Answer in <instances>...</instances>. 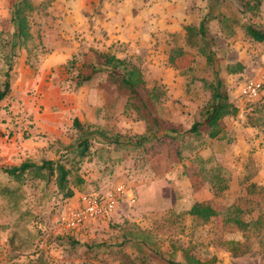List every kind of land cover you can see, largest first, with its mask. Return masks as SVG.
I'll return each instance as SVG.
<instances>
[{
    "label": "rangeland",
    "instance_id": "rangeland-1",
    "mask_svg": "<svg viewBox=\"0 0 264 264\" xmlns=\"http://www.w3.org/2000/svg\"><path fill=\"white\" fill-rule=\"evenodd\" d=\"M16 1L0 0V41L14 29L10 11ZM30 2V37L16 49L10 91L0 100V131L11 133L0 136V166L57 159L79 140L78 121L109 136L90 137L89 152L78 161L84 191L123 184L127 193L110 214L72 236L57 229L68 199L57 192L55 178L46 186L26 180L15 206L0 194V264H159L130 244L119 246L131 232L176 260L187 252L208 264H264V228L247 232L226 220L235 210L247 220L264 208V129L255 121L264 114V42L252 40L240 25L264 24V0L256 13L241 0ZM212 2L214 15L233 18L230 27L218 18L207 25L224 87L238 108L220 121L223 137L209 139L201 126L199 136L181 141L164 136L141 147L126 143L146 132L145 121L125 108V97L104 74L80 87L72 77L82 63L101 64L103 53L126 59L140 69L139 94L153 96L160 123L188 129L202 120L209 96L202 79L211 73L186 27L197 25ZM235 63L243 68L228 72L225 66ZM4 68L0 56V72ZM248 80L261 84L253 99L241 94ZM251 184L256 186L249 189ZM194 203L213 213L205 221L190 215Z\"/></svg>",
    "mask_w": 264,
    "mask_h": 264
},
{
    "label": "trees",
    "instance_id": "trees-1",
    "mask_svg": "<svg viewBox=\"0 0 264 264\" xmlns=\"http://www.w3.org/2000/svg\"><path fill=\"white\" fill-rule=\"evenodd\" d=\"M234 1V0H232ZM246 8L256 13L260 8V0H241ZM213 2L208 5L207 11L201 17L197 25H188L186 33L190 39L196 40V47L200 55L203 56L206 67L210 70L211 78L202 79V85L208 91V101L202 111V120L193 121L190 127L186 130L180 131L177 128H165L159 120V117L154 106L153 96L147 94H139V89L143 87L144 80L140 69L127 61L126 59L119 58L112 53L106 52L102 54V63L95 64L91 62L82 63L77 73L72 77L74 87H80L86 82H89L96 74H104L105 78L115 85L119 92L125 97V108L131 109L135 114L143 119L146 123L147 129L144 134L136 135L129 138L126 143L133 147H141L144 144L153 140H158L164 136L174 137L175 139L183 140L185 135L199 136L200 127L205 126L207 129V138L220 139L223 137V127L220 121L226 116L236 115L238 108L229 100L227 91L224 87L223 79L220 76V64L217 54L213 48V41L208 35L207 25L212 19L218 18L222 25L230 27L233 18L223 15L213 14ZM30 0H17L13 4L10 11V21L14 23V29L8 39L0 41V56L5 68L0 72V100L10 91V71L14 62L18 48L26 45V41L30 37L29 32V13L32 11ZM264 15V11H263ZM240 25L244 33L252 40L257 42H264V24L255 26L253 23L241 21ZM2 51V53H1ZM75 59L72 58L68 61L69 65H73ZM226 69L228 72H238L243 66L240 63L233 65L227 64ZM256 124L264 129V114L256 116ZM80 138L76 145L66 146L62 151L58 152L57 159L43 158L39 163L33 162L30 159H25L18 164L2 165L0 166V175L5 180L0 181V194L7 198L12 206L17 205L18 199L22 195V189L26 180L42 181L43 186L51 183L55 178L54 184L57 192L63 199H68L74 195V192L81 191L85 193L86 180L79 172L80 161L89 152V138L92 139L100 137L104 141H109L103 131L94 128L89 130L88 126L76 122ZM0 136L10 137L11 133L0 131ZM113 141L118 142L117 136ZM180 151V150H178ZM199 182L193 183V187H199ZM217 185H219L217 183ZM255 184H251L248 188L252 189ZM225 185L222 184L221 188ZM259 190L264 191V187ZM233 208V207H232ZM231 209H228V212ZM233 210V209H232ZM238 210H235L232 216L226 220L232 221L236 226L243 231H260L264 228V208L257 216L244 220L239 216ZM202 220H207L213 213L211 207L207 204L194 203L188 212ZM72 236V235H71ZM149 238L145 235L130 233L127 239L120 242V247L124 244H130L135 248L140 249V253H144L143 257L146 259H154L159 264H208L192 256V254L184 252L181 256L182 260H176L166 256L165 253L158 250L156 246L149 243ZM230 243H237L231 241ZM100 246V245H98ZM147 254H146V252ZM34 264H44L38 262ZM126 264H137L135 260H129Z\"/></svg>",
    "mask_w": 264,
    "mask_h": 264
},
{
    "label": "built area",
    "instance_id": "built-area-1",
    "mask_svg": "<svg viewBox=\"0 0 264 264\" xmlns=\"http://www.w3.org/2000/svg\"><path fill=\"white\" fill-rule=\"evenodd\" d=\"M260 88V82L248 80L241 87V94L248 99H253L259 94ZM126 193L123 184H117L104 192L81 193L77 205L65 209L58 217L57 229L59 233L62 235L81 233L86 222L110 214Z\"/></svg>",
    "mask_w": 264,
    "mask_h": 264
},
{
    "label": "crops",
    "instance_id": "crops-1",
    "mask_svg": "<svg viewBox=\"0 0 264 264\" xmlns=\"http://www.w3.org/2000/svg\"><path fill=\"white\" fill-rule=\"evenodd\" d=\"M79 195H77L76 192H74V195L72 197L68 198L67 208L73 207V206L77 205L78 200H79Z\"/></svg>",
    "mask_w": 264,
    "mask_h": 264
}]
</instances>
